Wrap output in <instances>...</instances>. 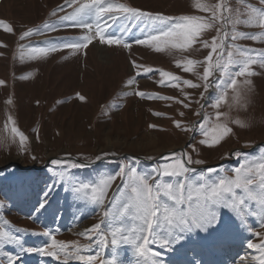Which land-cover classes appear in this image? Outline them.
I'll use <instances>...</instances> for the list:
<instances>
[{"label": "rangeland", "instance_id": "obj_1", "mask_svg": "<svg viewBox=\"0 0 264 264\" xmlns=\"http://www.w3.org/2000/svg\"><path fill=\"white\" fill-rule=\"evenodd\" d=\"M64 1L0 0V168L8 167L0 172V229L9 237L0 240V264H88L77 260V255L96 257L92 264H110L114 258L117 264H151L156 258L150 254L138 257L129 244L115 248L111 244L112 231L120 228L128 235L141 223L123 210L127 201L117 191L129 181L131 169L141 175L151 173L152 185L157 181L175 184L177 178L158 176L154 170L173 162V156L187 154L193 161L188 164L185 158L188 168L214 165L186 174L189 184L198 185L231 177L232 170L245 161L264 157V66L251 65L254 75L235 77L237 84L227 86L238 70L229 64V51L234 56L238 49L264 52V29L248 23L264 11V0H200L208 10L197 8V0H114L175 18L167 24L195 16L211 25L199 29L186 47L174 46L183 44L182 37L168 43L136 44L135 40L145 37L150 22L125 20H108V32L123 42L101 44L95 28L89 32L61 19L87 0ZM217 4H226L229 11L224 15L239 22L224 25L222 19L214 20L213 11L220 15ZM29 30L31 34L21 39ZM84 35L93 36L86 48L61 46ZM213 42L220 47L212 53L211 62L219 59L221 67L214 68L205 81V61ZM189 60L195 63L191 71H185ZM137 72L142 73L135 76ZM246 80L251 84L246 85ZM137 92L146 96L141 98ZM216 125L231 131L224 135ZM217 137L222 138L217 142ZM53 159L61 165H52ZM195 160L203 163L195 164ZM88 162L94 164L87 167ZM14 164L38 171L23 172ZM72 164L83 166L73 168ZM121 167L129 175L121 176ZM209 168L214 171L208 173ZM201 174L205 181L199 180ZM109 175L116 178L106 190L103 205L91 202L90 188L79 194L74 191L84 183L98 185ZM236 194L244 199L239 214L221 207L217 225L185 232L170 248L151 242L146 247L159 253L162 264H259L264 249L247 245L264 244V208L241 190ZM161 200L172 203L165 197ZM180 207L187 209V202ZM97 224L101 227L93 230ZM157 232L167 233L163 210ZM53 240L67 245L68 256L22 250H52Z\"/></svg>", "mask_w": 264, "mask_h": 264}, {"label": "snow or ice", "instance_id": "obj_2", "mask_svg": "<svg viewBox=\"0 0 264 264\" xmlns=\"http://www.w3.org/2000/svg\"><path fill=\"white\" fill-rule=\"evenodd\" d=\"M196 7L203 10H208V6L197 0ZM217 10H220V15L217 11H213L212 16L214 20H223L224 25L229 23H238L239 19L234 22L231 17L224 15L229 11L228 6L217 4ZM107 17V19H104ZM62 20L74 21L73 27H80L82 29H87L89 32L95 28V37L99 38L101 44H120L123 41L119 38H114L108 32V28L111 25L108 24V20L115 23L117 20L125 21H145L148 23V31L145 32V37L143 39L135 40L136 44L139 45H151L153 43L159 44L160 42L168 43L173 37H182V45H174L176 47H186L190 45L199 29L211 27L208 23H200L201 18L195 16H183L177 19L175 24H167L166 22H171L175 18L164 16L161 14H153L146 11L139 10L135 7L127 6L123 3L114 2V0H87V3L80 5L76 8L73 13L62 17ZM91 21V22H89ZM253 22L257 23L261 29H264V11L258 13V18H252L248 21L249 24ZM102 24L104 26H102ZM223 26V25H222ZM11 31V29H7ZM54 30V29H52ZM122 31H127V28L122 29ZM219 31V30H218ZM32 30H29L23 34L21 39L27 37L31 34ZM241 36L244 34L241 33ZM235 39V36L233 37ZM251 39L255 40L257 37L252 36ZM93 36L84 35L81 39L72 42L65 43L61 45L65 48L80 49L82 47H87L89 43L92 42ZM222 42V41H221ZM125 46L127 42H124ZM207 46V45H205ZM220 45L213 42L212 52L209 53V57L206 58L207 67L204 68L203 79L205 81L209 80V77L213 74L212 70L214 68H220V60L217 59L216 63L211 62L212 53L217 51ZM55 50V49H52ZM159 51V47H157ZM34 52H47L48 49L44 48H33ZM238 55L234 56L232 51L228 52L229 64L238 66V70L234 73V76L230 78V83L227 84L229 88H232L237 84L235 77L239 76H251L254 73L250 70L251 65L260 63L264 66V52L254 53L252 50H237ZM188 65L190 67L185 68V71H191V66L195 63L189 60ZM228 65H223V68H227ZM151 71V70H148ZM162 75L167 76L168 73H162ZM129 85L134 83L130 80ZM185 84L191 87H197L191 81H184ZM246 85H250L251 81L246 80ZM208 84H205L207 89ZM136 95L144 98L146 96L143 92H137ZM239 96V93H237ZM83 99V97H80ZM188 105H185L187 107ZM179 127V124H177ZM216 127H222L223 134H228L231 129L216 125ZM13 132L17 130L13 128ZM207 136L208 133L204 132ZM222 137H217V142ZM24 137L21 136V143H23ZM205 143V141H201ZM237 157L240 153H235ZM101 157H97L100 159ZM187 160L188 164L193 163L192 158L187 156V154L182 155L181 158L172 157L170 163H165L161 169L154 170L157 172L158 176L174 177L177 178L175 184L173 183H160L157 181L155 185L149 183L151 173L146 175H141L136 169H131L130 179L127 184L121 186L117 191L126 198V203L123 204V210L128 211L133 217L140 221L139 226L132 230L128 235L122 234L120 228L115 229L111 232V244L115 248L118 244H129L134 248V251L138 257H147L149 254L156 258L151 261V264H162L159 261V253L152 252L146 247L150 242L159 243L162 248H170L173 243H178L179 240L184 238V233L191 231L193 229H199L201 231L207 230L209 227H213L214 222L216 225L220 222L217 217V209L221 207H227L234 210L239 214V206L244 203V199H237L236 190H241L246 194L247 198L255 203H258L264 208V157L259 160H249L242 163L239 167L232 170L233 176H221L216 180L211 182L205 181L203 174L199 177L200 182L198 185H193L188 183L187 173L194 171L186 166L184 160ZM61 161L53 159L51 164L61 165ZM195 164H202L203 161L195 160ZM83 165L72 164L71 167H82ZM214 169H207L208 173H212ZM120 175L125 176L129 173L121 167ZM115 175H109L105 179H101L98 185H89L84 183L79 188H75V193L79 194L84 190L91 189V202L103 205L104 196L106 190L111 187V182L115 179ZM254 188H258L259 191H254ZM130 190V191H129ZM161 197L167 198L171 201V205L164 203ZM187 202V209L180 207ZM44 206V202L41 203L40 207ZM161 210H163V220L167 224L166 235L162 232L158 233L157 228L160 227V216ZM107 211L105 216L107 217ZM100 224L94 226L93 230L99 229ZM155 233V235H153ZM99 234V233H98ZM44 235H50L45 232ZM8 235L0 229V240H8ZM104 241L102 240V243ZM18 243V241H17ZM249 248H261L264 249V244L259 246L252 243H248ZM67 245L60 244L57 245L56 241H52L51 249L46 248L40 249H22L23 251L32 252L37 251L41 255L46 256H59L64 254L68 256V253L64 251ZM77 260L87 261L88 264H92V261L96 259L94 256H83L77 255ZM110 264H117L115 258L110 262ZM259 264H264V256H261Z\"/></svg>", "mask_w": 264, "mask_h": 264}, {"label": "water", "instance_id": "obj_3", "mask_svg": "<svg viewBox=\"0 0 264 264\" xmlns=\"http://www.w3.org/2000/svg\"><path fill=\"white\" fill-rule=\"evenodd\" d=\"M9 165V164H8ZM14 165H16V166H19L18 164H14ZM20 167V166H19Z\"/></svg>", "mask_w": 264, "mask_h": 264}, {"label": "bare ground", "instance_id": "obj_4", "mask_svg": "<svg viewBox=\"0 0 264 264\" xmlns=\"http://www.w3.org/2000/svg\"><path fill=\"white\" fill-rule=\"evenodd\" d=\"M100 47V46H99Z\"/></svg>", "mask_w": 264, "mask_h": 264}]
</instances>
